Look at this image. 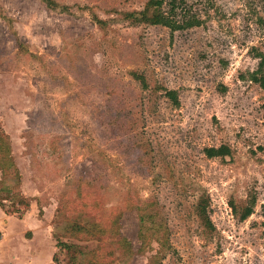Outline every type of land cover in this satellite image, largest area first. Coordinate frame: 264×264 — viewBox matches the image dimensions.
<instances>
[{
  "label": "rangeland",
  "instance_id": "rangeland-1",
  "mask_svg": "<svg viewBox=\"0 0 264 264\" xmlns=\"http://www.w3.org/2000/svg\"><path fill=\"white\" fill-rule=\"evenodd\" d=\"M55 1L67 11L0 0V124L21 173L1 186L15 196L0 195L8 210L44 208L53 234L62 202L68 222L107 228L122 212L133 254L119 257L109 234L61 237L103 247L96 260L109 264H264V90L250 75L264 61V0H188L204 23L178 31L123 20L147 0ZM221 145L232 155H206ZM203 196L213 229L197 213ZM149 201L167 251L154 240L139 251L135 206ZM253 201L241 221L233 206ZM71 256L58 251L59 264Z\"/></svg>",
  "mask_w": 264,
  "mask_h": 264
},
{
  "label": "trees",
  "instance_id": "trees-1",
  "mask_svg": "<svg viewBox=\"0 0 264 264\" xmlns=\"http://www.w3.org/2000/svg\"><path fill=\"white\" fill-rule=\"evenodd\" d=\"M49 10H57L61 8V11H67V6H60L55 0H40ZM192 5H189L188 0H147L145 5L140 10H132L122 12L123 20L129 22L132 26H163L169 28L171 31L186 30L194 27L201 26L204 21L195 13ZM102 22V21H100ZM134 79L141 82L144 87H147L146 80L143 76L137 72H132ZM251 80L259 84V86L264 90V61L259 65L258 70L251 73ZM166 96L174 101V104L178 105L179 101L176 95V91L169 90L166 91ZM260 151L264 152V146L259 147ZM205 153L209 158H226L232 155V149L228 145H221L219 147H209L205 149ZM0 195L3 192L10 194L8 200L12 203L14 201V193L11 194L12 189L8 187H1L4 183L6 177L13 176L16 179V184H20L21 175L19 169L16 165L12 143L10 136L6 133L4 128L0 124ZM23 200V199H22ZM24 201V200H23ZM250 201V200H249ZM66 202H62L57 211L56 219L60 222L56 232H54V237L57 240L58 251L72 252L70 258L71 264H109L101 262L96 259L103 258L100 253L103 247H99L95 250H85L79 244L64 242L61 237H70L74 239H79V235L91 236L94 239L102 238L103 236L109 234L114 238L116 247L121 250L119 257H124L134 253L133 245L130 241L122 234L120 229V219L121 213H118L110 218V225L104 227L101 223L83 218V214H80L77 218L68 222L67 210L65 209ZM249 205V204H248ZM0 206L6 207L3 200L0 198ZM197 213L204 226L208 229H213V224L209 219L207 214L209 199L203 196L202 201L197 205ZM254 201L251 202L249 206L238 207L233 206V211L235 215L241 220H247L254 212ZM136 214L139 221L138 237L141 241V246L139 251L143 248L149 247L152 241L160 245V251H167L171 249L168 233L164 227L165 223L161 218V212L158 207L157 201L144 202V204L135 206ZM9 209V207H7ZM9 211V210H8ZM15 211V210H14ZM91 218V217H90ZM108 221V222H109ZM85 224H87L85 226ZM164 227V229H163ZM156 239V240H155ZM58 253V252H57ZM57 253L54 257V261L59 264L57 259ZM159 255V254H157ZM93 257V260L86 262V259L81 260L82 257ZM112 256V252L108 254ZM157 257V256H156ZM160 258V257H159Z\"/></svg>",
  "mask_w": 264,
  "mask_h": 264
},
{
  "label": "crops",
  "instance_id": "crops-1",
  "mask_svg": "<svg viewBox=\"0 0 264 264\" xmlns=\"http://www.w3.org/2000/svg\"><path fill=\"white\" fill-rule=\"evenodd\" d=\"M1 200L6 207L0 206V264H58L54 261L57 240L44 208L32 205L18 215L19 210L8 211Z\"/></svg>",
  "mask_w": 264,
  "mask_h": 264
},
{
  "label": "built area",
  "instance_id": "built-area-1",
  "mask_svg": "<svg viewBox=\"0 0 264 264\" xmlns=\"http://www.w3.org/2000/svg\"><path fill=\"white\" fill-rule=\"evenodd\" d=\"M2 231H1V228H0V241H1V239H2Z\"/></svg>",
  "mask_w": 264,
  "mask_h": 264
}]
</instances>
